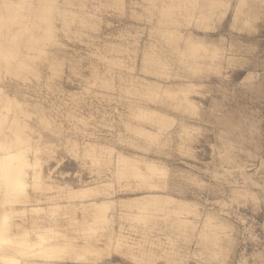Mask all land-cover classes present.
Listing matches in <instances>:
<instances>
[{
    "label": "rangeland",
    "instance_id": "1",
    "mask_svg": "<svg viewBox=\"0 0 264 264\" xmlns=\"http://www.w3.org/2000/svg\"><path fill=\"white\" fill-rule=\"evenodd\" d=\"M53 2L54 41L35 43L44 51L36 60L38 73L22 77L0 69L3 91L26 102L32 114L28 134L42 149L45 180L65 188L43 193L41 206L49 209L58 202L63 209L72 193L110 188L109 196L96 197L112 202L107 213L111 227L104 233L114 231L116 241L123 238L125 246L122 253L108 256L105 250L87 264H141L128 255L131 247L138 255L147 250L154 264H258V254L264 255V0H249L253 10L234 27L237 0H231L223 18L202 22L203 27L200 17L177 8L167 22L162 6L170 0ZM36 25L34 32L42 36L46 23ZM173 31L205 38L209 49L218 48L220 67L209 65L204 50L186 60L177 47L187 54L191 50L182 40L168 41ZM153 51L165 64L146 60ZM194 62L203 64L190 68ZM145 80L164 87L188 80L200 84V94L193 96L200 114L172 110L177 118L168 131L152 143L142 139L130 131L138 125L133 112L140 105L161 107L158 99L148 100L135 88ZM41 115L49 125L41 123ZM183 123L200 127L184 148ZM71 142L77 143V154L70 151ZM93 147H104L100 164L86 156ZM119 152L132 163L140 157L142 163L137 164L159 188H144L130 171L115 178ZM109 155L111 162L106 161ZM145 160L165 166L168 175L149 173ZM148 194L171 196L170 203L157 204L167 207V213L159 210L151 221H136L132 204ZM90 199L77 197L79 210ZM174 218L194 222L195 231L177 229ZM209 222L219 226L211 244L200 235ZM58 223L69 232L82 230L60 214ZM223 225L227 228L220 229Z\"/></svg>",
    "mask_w": 264,
    "mask_h": 264
},
{
    "label": "bare ground",
    "instance_id": "2",
    "mask_svg": "<svg viewBox=\"0 0 264 264\" xmlns=\"http://www.w3.org/2000/svg\"><path fill=\"white\" fill-rule=\"evenodd\" d=\"M53 3V0H38L35 3L30 0H0V69L15 73L17 76L30 72L38 73L36 60L44 51L35 43L53 37L54 28L51 24V15L55 8ZM31 6L33 10L28 13ZM162 7L167 22L169 21L167 18L172 19L171 14L174 8H177L182 14L200 17L199 27H203L202 22L210 21L214 17L223 18L232 8V4L231 0H170ZM251 10L253 7L249 4V0H237L233 12V27L236 22L244 20ZM41 21L46 25L43 27L42 36H38L34 28ZM206 24L208 26V23ZM167 38L174 44L182 40L185 48L191 50L190 54H187L184 49L176 46L180 55L186 60H193L192 56L204 50L206 58L211 60L209 65L214 69L220 67L218 48L209 49L205 38L191 33L178 34L176 31L169 34ZM163 59L158 51L146 55V60L151 62L165 64ZM202 64L194 62L192 65L189 64V67L198 68ZM199 86L200 84L193 80L165 87L159 81L145 80L138 83L135 88L141 91L144 98L158 99L161 107L149 108L145 105L137 107L133 117L138 121V125L130 126V131L152 143L159 139L162 132L168 131L174 125L177 117L171 114L172 110L198 116L199 105L193 96L200 94ZM3 90L0 85V264H87L96 260L97 256L105 250H108V256L122 253L125 246L124 239H119L117 242L116 233L112 230L104 233L111 227V220L107 217V213L112 202L105 198L100 199L101 201L96 198L99 195L109 196L111 194L109 187L103 190L90 189L84 193H72L68 196L70 205L63 209L58 202H54L49 209L41 206L44 201L43 193L52 194L65 188H56L44 178L45 161L42 149L34 146L28 134V130L33 127L28 123L32 114L26 108V102L17 95L10 96ZM163 98L169 102H165ZM39 119L42 124L49 125L46 116L41 115ZM199 128L186 123L182 124L180 130L183 140L182 148L192 139L193 131ZM71 143L70 151L77 154L79 149L77 143ZM105 155L104 147L87 148L86 156H93L96 164H100ZM106 161H113L111 155ZM136 162L140 165L142 159L139 157ZM137 163H132L125 153L119 152L117 157L119 174L117 172L115 178L120 180L130 171L144 188H159V185L148 181V176L143 173ZM143 164L147 171L155 176L168 175L166 167L153 160H145ZM31 174L32 181L29 180ZM29 189H32L33 194H30ZM85 196H92V199L85 202L79 210L75 199ZM251 196L254 197L255 194L251 193ZM170 201L169 195L159 199L148 194L132 204V207L137 210L134 219L140 222L151 221L157 216V211L162 210L167 213V207L159 208L157 204L160 202L167 204ZM122 204L126 206L125 202ZM60 209L62 213H58ZM79 211H82L80 215ZM59 214L67 218L70 224L80 225L82 230L74 229L75 231L69 232L62 229L58 223ZM208 219L210 221L211 217ZM173 220L177 229L186 233L194 232L196 229V224L190 220L177 218ZM217 228L219 229L218 225L209 222L205 224L200 235L208 244H211L215 241L214 237H217ZM223 228L227 226H220V229ZM141 250L142 253L138 255L131 247L128 255L141 264H154L152 255L145 249ZM213 255H220V253L213 251ZM258 258L260 259L258 264H264V255L258 254Z\"/></svg>",
    "mask_w": 264,
    "mask_h": 264
}]
</instances>
